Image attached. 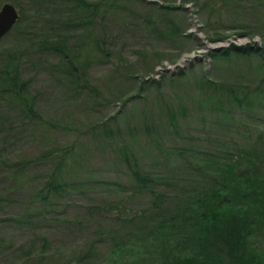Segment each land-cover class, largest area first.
Wrapping results in <instances>:
<instances>
[{
    "label": "rangeland",
    "instance_id": "rangeland-1",
    "mask_svg": "<svg viewBox=\"0 0 264 264\" xmlns=\"http://www.w3.org/2000/svg\"><path fill=\"white\" fill-rule=\"evenodd\" d=\"M6 1L23 17L0 40V69L9 52H23L42 121L0 94V264H125L146 242L153 215L138 213L151 196L107 182L131 185L129 164L138 165L170 203L189 205L216 174L209 154L264 143L261 101L242 108L221 91L225 83L264 87V0H119L126 7L104 26L106 55L82 65L76 81L60 74L58 54L31 50L40 40L82 47L87 30L69 3L0 0V8ZM161 5L175 7L178 34L167 33ZM233 44L258 53L237 54ZM73 146L86 156L70 180L89 190L41 204L32 187L51 171L52 154ZM120 199L134 223L115 220L111 204ZM30 213L34 221L21 225Z\"/></svg>",
    "mask_w": 264,
    "mask_h": 264
},
{
    "label": "trees",
    "instance_id": "trees-1",
    "mask_svg": "<svg viewBox=\"0 0 264 264\" xmlns=\"http://www.w3.org/2000/svg\"><path fill=\"white\" fill-rule=\"evenodd\" d=\"M37 1L48 3L55 0ZM65 2L69 3L71 11L76 14L77 25L87 30L82 47L69 50L64 41L40 40L33 43L31 50L58 54L61 58L57 64L60 74L66 79L76 81L82 65L91 62L96 55H106L105 44L111 36L104 26L125 4L119 0ZM13 4L18 8L17 4ZM174 8L159 6L164 15L163 21H166L167 33L171 35L178 34V27L173 22L171 13L169 14ZM127 11L134 17L141 16L138 11L131 10L128 6ZM20 15L19 21L23 17L21 12ZM97 25L100 26L98 30ZM232 46L235 53L240 55L249 54L251 51L258 53L257 49L252 50L251 45ZM22 58L23 52L18 50L7 54L0 69V94L15 104L24 116L39 121L42 118L36 106V96L29 90V81L22 76ZM221 89L228 99L242 108L253 107L260 100L259 107L264 110L262 86L251 89L244 84L225 83ZM85 156L86 151L78 146L55 151L51 156L54 159L51 171L44 176L43 182L32 187L31 192L36 199L47 205L63 195L87 193L89 186L70 180V176L75 173L76 167L80 166ZM206 158L213 159L210 162L215 165L216 174H208L210 179L206 178L209 183L195 193L193 202L189 205L175 206L170 203L167 194L157 190L158 183L155 178L138 165L133 167L129 164L131 185L120 182L106 183L116 185L119 190L129 188L133 191V195L130 194L133 197L144 192L151 196L149 207L138 213L139 216L150 212L153 215L150 222L152 226H149V232L144 236L146 242L136 249L137 256H131L133 260L125 264H147L145 261L154 256V264H264L263 141L257 139L238 145L235 150L213 151ZM26 162L16 163V170L21 171ZM128 200L120 199L116 205L111 204L116 207L115 220L135 222L134 217L121 215L120 209H126L130 201ZM34 219L33 213H30L22 218L20 223L31 224ZM3 240L1 237L0 243ZM83 260L84 256L78 259L80 262Z\"/></svg>",
    "mask_w": 264,
    "mask_h": 264
},
{
    "label": "water",
    "instance_id": "water-1",
    "mask_svg": "<svg viewBox=\"0 0 264 264\" xmlns=\"http://www.w3.org/2000/svg\"><path fill=\"white\" fill-rule=\"evenodd\" d=\"M18 8L11 2H5L0 8V40L4 38L20 20ZM221 49L220 46L216 48Z\"/></svg>",
    "mask_w": 264,
    "mask_h": 264
}]
</instances>
